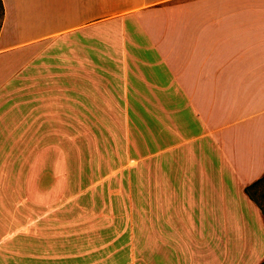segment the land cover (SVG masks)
Returning <instances> with one entry per match:
<instances>
[{
	"label": "crops",
	"instance_id": "obj_1",
	"mask_svg": "<svg viewBox=\"0 0 264 264\" xmlns=\"http://www.w3.org/2000/svg\"><path fill=\"white\" fill-rule=\"evenodd\" d=\"M0 4V92L33 67L51 104L67 89L83 113L161 136L147 155L162 207L148 219L146 264H199L201 247L231 234L264 255V223L243 192L264 175V0ZM252 221L259 237L247 238ZM54 239L1 238L0 264H59Z\"/></svg>",
	"mask_w": 264,
	"mask_h": 264
},
{
	"label": "rangeland",
	"instance_id": "obj_2",
	"mask_svg": "<svg viewBox=\"0 0 264 264\" xmlns=\"http://www.w3.org/2000/svg\"><path fill=\"white\" fill-rule=\"evenodd\" d=\"M42 80L32 67L0 92V239L40 245L54 234L59 264H146L148 219H161L162 207L159 169L147 155L161 136L149 137L141 121L83 113L67 103V89L51 104ZM248 195L264 223V175ZM244 234L259 237L254 221ZM229 238L212 252L201 247L198 263L264 264L262 244Z\"/></svg>",
	"mask_w": 264,
	"mask_h": 264
},
{
	"label": "trees",
	"instance_id": "obj_3",
	"mask_svg": "<svg viewBox=\"0 0 264 264\" xmlns=\"http://www.w3.org/2000/svg\"><path fill=\"white\" fill-rule=\"evenodd\" d=\"M0 17H1V4H0ZM262 178V177H261ZM260 179H258L257 181L251 183L250 185L246 186L244 189H243V192L246 194V196L252 201L251 197L248 195V190L250 187L254 186L257 182H259Z\"/></svg>",
	"mask_w": 264,
	"mask_h": 264
}]
</instances>
